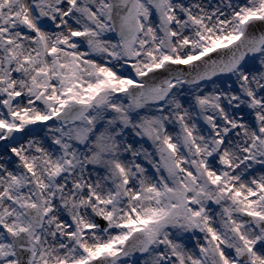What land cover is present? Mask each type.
<instances>
[{"label":"snow or ice","instance_id":"obj_1","mask_svg":"<svg viewBox=\"0 0 264 264\" xmlns=\"http://www.w3.org/2000/svg\"><path fill=\"white\" fill-rule=\"evenodd\" d=\"M0 264H264V0H0Z\"/></svg>","mask_w":264,"mask_h":264}]
</instances>
